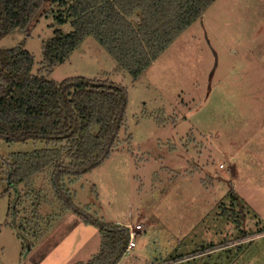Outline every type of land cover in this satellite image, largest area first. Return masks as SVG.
<instances>
[{"label":"rangeland","instance_id":"1","mask_svg":"<svg viewBox=\"0 0 264 264\" xmlns=\"http://www.w3.org/2000/svg\"><path fill=\"white\" fill-rule=\"evenodd\" d=\"M56 28L72 30L49 15L2 37L0 49L23 46L37 72L43 42ZM116 67L90 35L50 74L55 81L109 80L128 94L127 132L118 136L130 134V148L114 149L72 182V202L106 223L141 226L136 247L118 264L247 260L256 226L264 224V0H214L139 78ZM233 145L242 147L235 174ZM43 146L0 137V264L86 263L100 251L98 227L62 208L47 174L33 179L35 196L26 185L19 198L4 192L11 154ZM23 218L31 223L19 230Z\"/></svg>","mask_w":264,"mask_h":264},{"label":"trees","instance_id":"2","mask_svg":"<svg viewBox=\"0 0 264 264\" xmlns=\"http://www.w3.org/2000/svg\"><path fill=\"white\" fill-rule=\"evenodd\" d=\"M213 2L0 0V39L15 29L26 32L49 15L56 24L69 22L72 27L66 34L56 28L43 42V59L37 72L34 56L23 46L0 49V137L6 142H44L42 148L11 154L7 160L9 184L4 192L13 190L19 198L18 187L26 185L34 194L33 179L47 174L62 208L78 215L85 224L98 227L100 251L90 261L76 264H118L127 252L129 227L106 223L76 206L69 186L101 164L114 149L124 148L125 143L127 148L131 146L130 134L125 140L118 136L121 129L127 132L128 94L120 84L101 78L77 76L55 81L50 79L53 68L65 62L91 35L116 61V70L137 79ZM16 200L10 207L14 217ZM35 213L36 208L33 217ZM21 220L19 230L31 223L27 218ZM32 234L35 240L40 237L37 230Z\"/></svg>","mask_w":264,"mask_h":264},{"label":"crops","instance_id":"3","mask_svg":"<svg viewBox=\"0 0 264 264\" xmlns=\"http://www.w3.org/2000/svg\"><path fill=\"white\" fill-rule=\"evenodd\" d=\"M233 146L237 150L236 151H233V153H231V155L229 156V158H232V163L234 164V167L232 168V174H235L236 169H237L236 167L238 166V164L237 163L236 164L234 163L235 162L234 159L239 156V154H240L239 151H240V149L242 147L239 148L238 146H235V145H233ZM262 167L264 169V166H262ZM259 187H260V185H259ZM263 228H264V224H261V222H258V225L256 226V232L253 234L254 238L250 242V246L248 248L249 258H247V260H245V261H242V259H245V257H243L241 259V256H240V258L238 259L239 264H264V234H262L264 232ZM254 243H256L255 250L252 249V246L254 245ZM259 246L261 247L260 249H259Z\"/></svg>","mask_w":264,"mask_h":264},{"label":"built area","instance_id":"4","mask_svg":"<svg viewBox=\"0 0 264 264\" xmlns=\"http://www.w3.org/2000/svg\"><path fill=\"white\" fill-rule=\"evenodd\" d=\"M129 232H130V240H129V243H128V246H127V251L134 248L136 246V243H135V239H136V235H137V231L138 230H141V226L140 225H136L135 226V229L129 227ZM264 234V232L262 233ZM254 238V237H252ZM245 239V238H244ZM250 240V239H249ZM245 241H242V243H244Z\"/></svg>","mask_w":264,"mask_h":264}]
</instances>
